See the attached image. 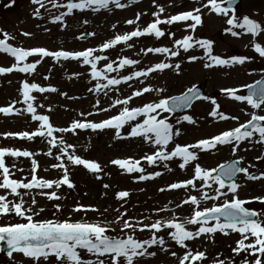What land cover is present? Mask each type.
Wrapping results in <instances>:
<instances>
[{
  "label": "rangeland",
  "instance_id": "374dc122",
  "mask_svg": "<svg viewBox=\"0 0 264 264\" xmlns=\"http://www.w3.org/2000/svg\"><path fill=\"white\" fill-rule=\"evenodd\" d=\"M66 0H57L60 4H66ZM219 1V0H218ZM45 7L40 9V16H34V10L39 5H33L31 0H0V38L2 33H8L11 39L8 41L14 47L29 49L32 47H44L48 50H69L81 51L87 48H95L97 52L94 55L107 56V60L97 62V69H103L106 63L115 62L114 69H117L120 58H129L137 60L136 65L118 68L113 72L107 73L109 78H120L123 75H130L133 71L145 70L159 62H166L171 65L180 64V69H165L149 73L147 77L134 78L120 85L110 86L109 89L95 91L96 83L106 84V79L99 81L91 76V65H84L81 61L63 60L59 62L52 58H44L37 66L35 71L29 75L13 71L0 75V107H5L13 101L16 103L14 108L20 109L19 113L13 112L9 115L0 113V148H12L27 150L35 153L33 158L37 160V175L39 178L55 180L63 175V170L51 167L58 155V150L53 148V155H45L48 152L49 145L47 140L41 137H34L32 140L22 139L14 136H5V133H17L22 131L33 132L38 126V121L31 119V114L23 110L26 105L23 104L20 94L21 82L37 83L41 87H54L56 92L39 93L33 91L31 95L36 99L33 101L36 107L37 115H47L54 127H67L71 121L85 120L91 122H100L116 115L123 105L110 107L117 99L123 100L131 95L133 91L141 90L144 87L153 89L144 93L140 97H133L128 107H142L145 103L158 102L161 98H168L182 93L193 85H201L204 90V97L214 98L219 105V112L237 119L220 120L209 115L214 105L211 99H200L186 112L182 114L160 113L157 117L167 118V122L172 125L173 138L164 150L170 152L177 144L189 145L199 139L209 138L216 135L231 125V129L237 127L240 123H246L252 114L264 115V105L259 109H253L247 101H237L230 98L222 89H233L236 95L244 96V89L247 85L264 76V57L256 53L252 44L259 43L264 47V0H241L236 12H228L227 15H218L203 8L202 4L206 0H120L126 6L116 8L115 5H109L108 8H100L93 11L92 8L83 10L74 9L71 15L64 17L63 23L60 21L52 22L54 16L66 11V8H53L49 0H42ZM9 5V6H6ZM164 9L159 12V8ZM195 8L201 9L202 24L195 30L187 27L189 22H176L172 25L160 24L158 27L164 31L165 35L156 38L154 35H145L134 37L128 42H121L112 49L99 51V45L115 35H123L136 28L143 29L148 23L153 22L157 17L153 12H157L161 20H166L169 16L183 11H189ZM137 13L140 19L136 20ZM258 22L261 25V31L253 36L245 33L239 27H233L227 24V19L234 17L237 22H241L243 17ZM134 20L135 23L129 25L127 20ZM87 21V23H84ZM115 25V27H113ZM237 32L233 36L225 31L227 28ZM47 29V31H45ZM24 32L31 33L30 36L23 35ZM82 32H93L94 36L77 39ZM172 34V36L169 35ZM185 35H191L196 40L207 39L212 41L211 54L224 59L232 56H243L247 59L242 64H228L223 66L213 65L205 67L211 63L205 56L204 49L198 45L185 52L183 48L178 49V56L171 57L168 53H147V48L166 47L174 49V41L182 39ZM131 47H128V45ZM189 56H196L198 59L189 62ZM38 56L28 57L25 63H32ZM15 62L14 58L6 53H0V67H9ZM79 74V75H76ZM48 76L45 80L44 77ZM241 77L242 81H236L234 78ZM233 80V81H231ZM93 89V91H89ZM163 90V91H157ZM64 93L66 95H61ZM99 101V105L96 102ZM42 106V107H41ZM100 108H107V112L99 111ZM91 113V115H89ZM83 114V115H82ZM184 115L192 117L194 123L178 119ZM143 117H137L136 121L129 122L120 130V136L117 137L113 128L107 129H77L74 133H54L57 138L62 137L66 143L72 144L76 155L83 159L95 161L100 165V171L96 174L89 172L82 165H71L66 157H62L68 168V175L74 187L69 189L62 185L59 189H53L62 199L58 201H49L45 197L36 194L35 191L25 196V207L30 205V198L35 197L37 205L35 210L44 211L34 217L37 220L43 219H71L87 220L89 222H110V230L106 233L109 236H122L121 225L115 222L119 212H125L124 218L141 220L145 224L154 222L157 219H169L173 215L178 219H183L191 215L194 206L185 205L177 208L176 205L187 195L197 194L196 189H178L160 192L161 187L167 184L189 179L194 174V167L199 163L205 169L216 168L220 164L230 160H239L242 167L249 168L250 173L259 175L264 172V145L256 143L259 137L255 135L251 141L245 140L240 143L235 154L228 145H218L215 149L209 151H200L192 149L197 156V160L186 165L185 169L179 168L181 158L175 157L171 161L157 162L148 165L142 157L150 155L157 150V146L145 142L141 137H130L127 135L130 131V125L142 121ZM264 123V121H263ZM230 124V125H227ZM213 126V127H212ZM204 127L208 130H204ZM179 130V135L176 131ZM259 157V159H257ZM114 159H131L140 161V167L144 170V175L154 172H160V176L152 179L140 181L138 176L141 173H129L125 169L111 163ZM5 164L12 171V177L27 181L31 178V158L10 157L5 158ZM167 164V168L164 165ZM13 165L15 167L13 168ZM168 169H171L169 171ZM97 176L99 179H97ZM241 185L239 188V197L245 200H251L253 197L264 196V179L249 180L242 173L236 179ZM108 184L105 189L103 185ZM197 189L200 182L197 181ZM23 191V190H21ZM118 191H127V198L118 200L116 193ZM3 194V190H0ZM230 198V196H229ZM9 199H14L9 196ZM60 204L62 211L55 212L53 204ZM92 206L98 211L73 212L72 208L77 204ZM223 203V198L217 201H201L200 208L212 207L213 204ZM167 204L172 205L171 211L166 213L157 212ZM250 210L264 212V203L253 200L246 204ZM107 210V211H105ZM20 218L14 215L0 217V225L18 222ZM189 230H195L192 225H187ZM133 234L137 239H147L151 233L148 231H136ZM158 235L165 239V247L169 249L166 253L160 250L159 246H153L150 250L156 252L153 257L137 258L138 264H177L175 257L170 252L175 251L177 255H183L185 249H181L167 235V230H161ZM239 233H230L225 236L215 233L209 239L206 235L187 241V247L193 251H203L206 259L202 264H213L217 259L231 261L232 264H240L246 257L251 261L255 256L242 252L237 255L232 252L239 240ZM251 241H246V243ZM81 256L84 259H94L89 254L81 250ZM0 264H34V261L23 257L21 253H14L9 258L7 253H0ZM39 264H57L55 257L50 256L48 261L41 259Z\"/></svg>",
  "mask_w": 264,
  "mask_h": 264
},
{
  "label": "snow or ice",
  "instance_id": "6c2138e0",
  "mask_svg": "<svg viewBox=\"0 0 264 264\" xmlns=\"http://www.w3.org/2000/svg\"><path fill=\"white\" fill-rule=\"evenodd\" d=\"M53 8H66V11L61 12L59 15L53 17L52 22L60 21L63 23L64 17L71 15L73 10H83L86 8H92L96 11L100 8H108L109 5H115L116 8H124L126 5L122 4L120 0H67L66 4H60L57 0H49ZM229 3L228 8H224L221 5L223 3ZM14 3V0H13ZM33 5H39V8L34 10V16H40V9L45 5L42 0H31ZM155 3V0H153ZM9 6V5H6ZM203 8H207L210 12L218 15H227L230 11V0H206L202 4ZM162 7L159 8V12H163ZM157 17L153 22L147 24L143 29L136 28L135 30L125 33L123 35H115L113 38L102 42L99 45V51L103 52L106 49H112L121 42H128L134 37H141L145 35H154L156 38L163 37L165 35L158 25L168 24L172 25L176 22H189L187 27L195 30L196 27L202 24L201 9L195 8L189 11H183L175 15L169 16L166 20H161L157 12L152 13ZM140 19V14L137 13L136 20ZM227 24L233 27L241 28L245 33H250L256 36L261 31V25L244 16L241 22H237L234 17L227 19ZM87 23V21H84ZM127 24L132 25L134 20H127ZM115 27V25H113ZM47 31V29H45ZM225 31L230 32L233 36H237L238 33L232 31V28H227ZM23 35L30 36L31 33L24 32ZM95 33L89 32L87 36H94ZM172 36L171 33H169ZM0 38V53H6L14 58L15 62L9 67H0V75L18 71L21 73H28L31 75L36 66L44 58H52L59 62L63 60L81 61L84 65H91V76L93 79L99 81L101 78L106 79V84L96 83L95 91L103 89H109L110 86L120 85L122 82L130 81L134 78L147 77L149 73L156 71H163L165 69L174 68V70L180 69V64L174 66L166 63L159 62L152 67H148L145 70L133 71L130 75H123L120 78H109L107 73L113 72L118 68H124L129 65H136L139 62L137 60L129 58H120L118 61L117 69H114L113 64L115 62L106 63L103 69H97V62L107 60V56L94 55L97 52L95 48H87L81 51H69V50H55L51 51L44 47H32L29 49L14 47L8 41L11 37L8 33H2ZM84 38V33H81L77 39ZM212 41L207 39L196 40L191 35H185L182 39H176L174 41V49L170 50L166 47L147 48V53H168L171 57L178 56V49L183 48L185 52L193 48L194 45L204 49L205 56L211 63H207L205 67H211L213 65L223 66L228 64H242L247 59L243 56H232L229 59H224L219 56L211 54ZM128 47H131L129 44ZM253 50L259 54L260 57H264V47L259 43L252 44ZM38 56L32 63H25L28 57ZM198 59L196 56H189L188 61L194 62ZM79 75V74H76ZM45 80L48 76L44 77ZM258 85H262L254 91H250L247 96H240L235 94L233 89H222L221 91L226 93L230 98L237 101H247L253 109H259L264 105V82L257 81ZM252 88L251 85L248 86ZM22 96V103L26 105L23 110L26 113L31 114L33 121H38L39 126L33 132H17V133H5L7 136L19 137L22 139L32 140L34 137H41L47 140V144L50 146L48 152L45 155H53V148L58 150V155H55V160L59 163L51 165L54 169L63 170V175L59 179L50 180L39 178L37 175L38 163L33 157L37 154L29 152L27 150H19L12 148H0V190H3V194H0V217H7L14 215L20 218L18 222L8 223L0 225V241H3L7 245V255L9 258L13 257L14 253H21L23 257L29 258L34 261V264H39L42 260L48 261L50 256L55 257L57 264H138L137 258L153 257L156 252L150 249L153 246H159L160 250L168 253L169 249L165 247V239L158 235L161 230H167V235L176 245H179L181 249H185L183 255H177L175 251L170 252L172 257H175L177 264H202L206 259V254L203 251H193L187 247L186 242L192 241L195 238L206 235L209 239L215 233H220L225 236L230 233H239L240 239L236 241V246L232 249L234 254H241L242 252L249 253L255 256L254 260H249L247 257L241 260L240 264H264V212H256L245 207L246 204L251 203L253 200L264 203V196H257L251 198V200L241 199L239 197V188L241 185L234 180V177L238 173H242L249 180H261L264 179V172L259 175L250 173L249 168L239 166V160L233 163L221 164L216 168L205 169L201 167L199 163L195 164L194 174L191 178L178 182H172L158 189L160 192L178 190V189H196L197 194H189L185 199H182L180 203L176 205L180 208L185 205L194 206L192 208L191 215L184 217L182 220L173 215L169 219H157L152 223L145 224L141 220H134L132 218H124L126 213L119 212L115 218V222L121 225L122 236H109L106 233L110 230V222H89L87 220H71V219H43L37 220L34 217L38 216L44 211L40 208L39 211L35 210L37 200L35 197L30 198V205L25 207V196L35 191L41 197L47 198L49 201H58L62 199L53 189H59L62 185H66L69 189L74 185L71 182L68 175V168L62 157L67 158V162L71 165H82L85 169L93 174L100 171V165L95 161L83 159L81 156L76 155L74 151H69L73 148L72 144H68L60 137L57 138L54 133H74L77 129H107L113 128L116 131L117 137L120 136L121 128L129 124V122L136 121L137 117H143L142 121L136 122L130 125V131L127 135L130 137H141L145 142L152 143L157 146V150L152 154L142 157L147 161L148 165L156 164L158 161H171L175 157L181 158L182 162L179 163L180 169H185L186 165L197 160V156L192 149H199L200 151H209L215 149L218 145H228L231 147V151L235 154L238 150V146L242 141H251L252 138L258 134V141L261 145H264V124L260 123L264 121V115L252 114L251 118L246 123H240L237 127L224 130L209 138L199 139L193 144L189 145H176L170 152L164 150L165 146L169 144V141L173 138L172 125L167 122V118H160V113H172L176 109L188 108L191 106V102L197 99H211L214 105L209 115L220 120L237 119L236 117H230L222 112H219V105L214 98L204 97L196 89L195 86L187 89L184 94L161 98L158 102L145 103L142 107H128L129 101L133 97H140L144 93L153 91L149 87H144L141 90H136L131 93L127 98L120 100L117 99L110 107L116 105H123L116 115H112L108 119H104L100 122H91L85 120H72L67 127H54L50 122L47 115H37L36 107H34L33 101L36 97L31 95L33 91L44 92H56L54 87H41L37 83L21 82L19 89ZM93 91V89H89ZM163 91V90H157ZM61 95H66L60 93ZM256 97V99H254ZM16 101L5 107H0V113L4 115L12 114L13 112L19 113L21 110L14 108ZM99 101L96 102L94 107L99 105ZM42 107V106H41ZM99 111L107 112V108H100ZM83 115V114H82ZM91 115V113H89ZM187 121L188 123H194L193 119L189 115H184L178 119ZM176 135H179V130L176 131ZM26 157L31 158V178L27 181L13 178L12 171L5 164L6 157ZM259 159V157H257ZM112 164L119 166L121 169H125L127 172L141 173L138 176L140 181L152 179L156 176H160V172H154L149 175H144V170L139 166L140 161H132L131 159H114ZM15 165H13V168ZM167 168V164L164 165ZM171 171V169H168ZM97 179L99 177L97 176ZM227 179L228 183H225ZM199 181L200 185L197 189L196 182ZM105 189L109 187L108 184L103 185ZM23 190V191H21ZM118 200L127 198L129 193L127 191H118L116 194ZM9 196L15 198L9 199ZM230 196V198H229ZM223 198V203L213 204L212 207L200 208V202L203 201H217ZM53 208L56 213L62 211L60 204H53ZM166 209H157V212L164 211ZM73 212H87L98 211V209L92 206H85L77 203L73 208ZM107 211V210H105ZM212 223H209V222ZM187 225L197 226L195 230H189ZM136 231L151 233L147 239H137L133 234ZM246 241H251L246 243ZM81 250L89 254L94 259H84L81 256ZM213 264H226L224 259H217L213 261ZM227 264H232L231 261H227Z\"/></svg>",
  "mask_w": 264,
  "mask_h": 264
},
{
  "label": "water",
  "instance_id": "95a60500",
  "mask_svg": "<svg viewBox=\"0 0 264 264\" xmlns=\"http://www.w3.org/2000/svg\"><path fill=\"white\" fill-rule=\"evenodd\" d=\"M239 1L240 0H230V8L231 9H235L236 7H237V5H238V3H239ZM222 6L224 7V8H228L229 7V3L228 2H226V3H223L222 4ZM261 82H264V79H262V80H260ZM252 86V88H248V90H247V94H249V92L250 91H254V90H256V89H258L259 87H261L262 85H258L257 83H255V84H253V85H251ZM196 87V89L202 94V90H201V88H200V86H195ZM254 99H256V97H254ZM193 101H195V100H193ZM192 101V102H193ZM191 102V103H192ZM184 109H186V108H183V109H176L175 111H181V110H184ZM235 160H231V161H229L228 163H233ZM227 164V163H226ZM238 175V174H237ZM236 177H234V179H235ZM226 182H228L227 181V179L225 180ZM1 251L2 252H7L8 250H7V245H6V243L4 242V244L1 246Z\"/></svg>",
  "mask_w": 264,
  "mask_h": 264
},
{
  "label": "bare ground",
  "instance_id": "6f19581e",
  "mask_svg": "<svg viewBox=\"0 0 264 264\" xmlns=\"http://www.w3.org/2000/svg\"><path fill=\"white\" fill-rule=\"evenodd\" d=\"M234 80H236V81H242L241 77H239V76H237L236 78H234ZM231 81H233V80H231ZM227 125H230V124H227ZM227 128L231 129V125L228 126ZM204 130H208V128L204 127ZM171 207H172V205H170V204H167L166 206H163L161 209H166V210L160 211V213H166L167 214L169 211L172 210Z\"/></svg>",
  "mask_w": 264,
  "mask_h": 264
}]
</instances>
